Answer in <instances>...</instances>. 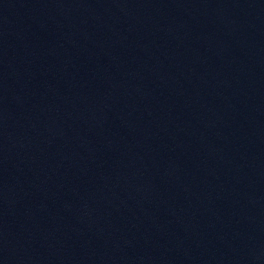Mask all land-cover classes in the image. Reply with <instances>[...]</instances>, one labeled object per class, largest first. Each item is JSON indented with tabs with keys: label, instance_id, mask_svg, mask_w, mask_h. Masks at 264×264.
<instances>
[{
	"label": "water",
	"instance_id": "95a60500",
	"mask_svg": "<svg viewBox=\"0 0 264 264\" xmlns=\"http://www.w3.org/2000/svg\"><path fill=\"white\" fill-rule=\"evenodd\" d=\"M0 90L264 264V0H0Z\"/></svg>",
	"mask_w": 264,
	"mask_h": 264
}]
</instances>
